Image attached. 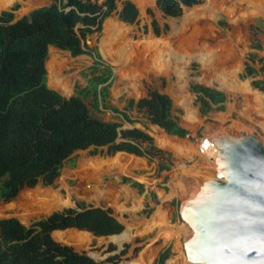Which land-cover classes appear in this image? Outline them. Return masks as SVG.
<instances>
[{
  "label": "rangeland",
  "instance_id": "1",
  "mask_svg": "<svg viewBox=\"0 0 264 264\" xmlns=\"http://www.w3.org/2000/svg\"><path fill=\"white\" fill-rule=\"evenodd\" d=\"M122 1L117 3L116 12L104 21L101 33L93 34L86 42L89 47L96 48L104 65L109 66L113 73L108 103L123 110L127 100L138 101L145 95L144 81L149 83L165 78L163 91L172 100L173 115L189 131V135L184 139L169 136L150 125L143 113L136 109L128 111L134 122L130 124L109 109H94L91 97L83 98V101L93 117L120 123L121 129L136 127L146 130L157 147L171 153V170L157 174V160L149 163L146 158L121 152L108 154L107 147L100 148L96 154H92L91 149L77 151L65 161L55 186L38 184L32 189H22L10 203L0 201V219L14 217L29 227L54 211L76 208L77 202L85 206L110 208L132 238L121 245L122 248L129 245V248L116 260V264H155L160 252L167 249L170 256L164 264L171 258H175L176 264H185L181 238L185 223L179 215L184 198L176 186L179 176L199 156L196 145L201 139V131L213 126L228 127L237 133L256 135L264 146V95L250 87L249 79L239 78L247 54L255 52L250 49V25H256L258 20L262 21L257 35L262 50L256 53L264 58V0H202L193 7L182 8L177 17L165 16L155 6L156 0H130L139 10L138 21L131 25L118 18ZM51 2L12 0L0 13L18 4L19 8L13 12L14 21H17ZM148 9H151L152 16L147 13ZM152 18L161 29L158 36L152 31ZM219 21L223 24L219 25ZM116 57L120 59L118 67ZM95 61L93 56L72 57L69 52L51 47L46 66L67 86L70 95L64 97L69 98L88 86L90 69ZM47 84L57 91L54 79L48 75ZM192 84L223 92L226 96L224 111H211L201 116L194 103L196 95L189 90ZM204 157L206 164L210 165L212 159L208 155ZM123 177L142 182L144 193L139 195L129 183L123 184ZM154 185L158 204L153 203L150 197L149 187ZM95 191L102 192L103 198L97 201L92 197L86 198ZM48 192L66 202L65 205L49 207L43 198ZM127 194L133 200L127 199ZM172 201L177 204V210L165 208L164 204ZM145 205L152 210L148 215L141 212ZM160 212L163 217L160 220L156 218L154 224L153 217ZM52 237L58 243L71 246L76 252L86 253L99 262L116 254L119 248L107 237H96L76 229L54 231ZM110 245L117 248L114 253L107 252Z\"/></svg>",
  "mask_w": 264,
  "mask_h": 264
},
{
  "label": "trees",
  "instance_id": "2",
  "mask_svg": "<svg viewBox=\"0 0 264 264\" xmlns=\"http://www.w3.org/2000/svg\"><path fill=\"white\" fill-rule=\"evenodd\" d=\"M120 0H52L14 21L15 4L0 13V201L10 203L20 191L38 184L55 186L60 179L65 161L75 152L91 149L96 154L107 147L108 154L117 152L157 160V174L172 167L170 152L157 147L153 137L144 129H121L117 122H106L91 116L83 98L91 97L92 107L109 109L122 120L134 123L129 110L141 111L150 125L169 136L184 139L189 131L173 115V103L163 90L165 78L143 82L145 95L138 101L129 99L123 110L109 105V89L113 73L104 65L96 48L87 45V39L100 34L104 21L117 10ZM202 0H156L157 8L167 17H177L182 8H190ZM147 13L152 16L151 9ZM139 10L130 0L121 3L118 18L125 24L138 21ZM219 25L223 21H219ZM155 35L161 29L155 19L150 22ZM262 21L250 25L251 45L255 52L247 54L241 80L249 79L250 87L264 95V58L258 53L262 46L258 33ZM69 52L72 57L89 55L96 58L90 69L88 86L78 94L66 98L47 84L46 62L49 48ZM196 95L194 101L201 116L211 111H224L226 96L223 92L203 85L189 86ZM181 113L180 110L176 111ZM167 176L164 177L166 181ZM139 195L144 193L142 182L123 177ZM157 187V185H156ZM150 186L151 201L158 204ZM165 208L178 209L172 201ZM145 205L143 214H150ZM174 217V215H173ZM76 229L96 237H107L118 246L131 241L130 234L105 207L85 206L77 202L76 208L54 211L29 227L17 218L0 219V264H116L127 253L129 245L105 261L96 262L86 253L76 252L52 237L54 231ZM124 230V231H123ZM123 231V232H122ZM122 232V233H121ZM121 233V234H120ZM119 234V235H118ZM118 235V236H113ZM110 236V237H109ZM117 248L110 245L107 252ZM169 250H163L155 264H164ZM171 258L166 264H176Z\"/></svg>",
  "mask_w": 264,
  "mask_h": 264
},
{
  "label": "water",
  "instance_id": "3",
  "mask_svg": "<svg viewBox=\"0 0 264 264\" xmlns=\"http://www.w3.org/2000/svg\"><path fill=\"white\" fill-rule=\"evenodd\" d=\"M200 136L215 149L213 163L198 156L176 186L186 264H264V146L228 127Z\"/></svg>",
  "mask_w": 264,
  "mask_h": 264
},
{
  "label": "bare ground",
  "instance_id": "4",
  "mask_svg": "<svg viewBox=\"0 0 264 264\" xmlns=\"http://www.w3.org/2000/svg\"><path fill=\"white\" fill-rule=\"evenodd\" d=\"M11 1L12 0H0V10L2 9V8H5V7H7L10 3H11ZM103 49V48H102ZM109 51V50H108ZM120 55V54H119ZM119 55H118V57H119ZM107 59V58H106ZM116 59H118L117 61H116V66L118 67L119 66V63H120V59L119 58H117L116 57ZM114 62V61H113ZM47 68H48V77L50 76L52 79H54V89H56L57 91H59L63 96H69L70 95V91L68 90V88H67V86L66 85H64L63 83H62V81L59 79V78H57V77H55V75H53V71H49V66H46ZM120 68V67H119ZM121 72V71H120ZM55 74H56V71H55ZM121 76V75H120ZM53 82V81H52ZM256 95V94H255ZM256 97L257 98H259L260 97V95H258V93H257V95H256ZM187 116V115H186ZM214 152L215 151H213L211 154H208V156H209V158H211L212 159V162L210 163V164H212L213 163V160H214V158H215V155H216V152H215V154H214ZM41 193V192H40ZM39 197V196H38ZM42 197V196H41ZM90 197H92V199H96V201L98 200V199H101V198H103V193L102 192H100V191H95L93 194H92V196H86V198H90ZM43 198H44V200L48 203V206L49 207H51V208H59V207H61V206H63V205H65V203L64 202H62L61 201V199L58 197V196H56V195H53V194H51L50 192H48V193H44V195H43ZM126 198L127 199H131V200H133V198H132V196L130 195V194H127L126 195ZM41 201V200H40ZM46 208V207H45ZM132 212V211H131ZM159 212V211H158ZM163 217V215H162V213L160 212L159 213V215H157V217H153V220H154V224L156 223L155 221H156V218H158V220H160L161 218ZM184 253H185V251H184ZM185 264H186V254H185Z\"/></svg>",
  "mask_w": 264,
  "mask_h": 264
},
{
  "label": "built area",
  "instance_id": "5",
  "mask_svg": "<svg viewBox=\"0 0 264 264\" xmlns=\"http://www.w3.org/2000/svg\"><path fill=\"white\" fill-rule=\"evenodd\" d=\"M196 150L199 156H206L214 151V147L210 146L205 140L201 138L196 145Z\"/></svg>",
  "mask_w": 264,
  "mask_h": 264
}]
</instances>
